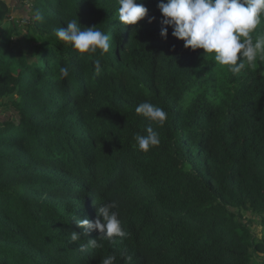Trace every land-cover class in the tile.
Wrapping results in <instances>:
<instances>
[{"label": "trees", "instance_id": "16d2710c", "mask_svg": "<svg viewBox=\"0 0 264 264\" xmlns=\"http://www.w3.org/2000/svg\"><path fill=\"white\" fill-rule=\"evenodd\" d=\"M137 2L146 16L125 25L117 0H0V264H264L244 215L264 229V59L233 74L170 26L161 38L159 0ZM76 18L107 53L56 37ZM144 101L162 126L135 112ZM148 126L160 142L144 152ZM113 200L125 238L77 225Z\"/></svg>", "mask_w": 264, "mask_h": 264}, {"label": "clouds", "instance_id": "9594fccd", "mask_svg": "<svg viewBox=\"0 0 264 264\" xmlns=\"http://www.w3.org/2000/svg\"><path fill=\"white\" fill-rule=\"evenodd\" d=\"M117 3L118 20L125 25L137 24L148 11L137 0H117ZM157 7L162 14L161 38H167L168 28L165 26H170L171 35L182 40L185 48H199L204 53L213 54L214 60L233 74L245 68V61L253 65L258 56L264 59V36L254 39L252 35L264 17V0H159ZM34 19H42L38 11ZM153 19L148 17L149 22ZM66 23L67 27L55 30L59 40L69 43L80 53L95 54L99 50V55L103 56L109 51V36L100 29L95 26L82 27L77 18ZM93 64L99 72L100 59H95ZM59 72L60 78H65L69 75V68L61 67ZM135 112L161 126L167 119V113L161 107L148 101L139 103ZM146 133L135 136L139 150L144 152L160 142L159 134L153 127L148 126ZM117 207L114 200L103 203L98 207L94 220L84 218L76 220V223L81 228L97 230L101 238H125L127 232L114 211ZM79 238V233L71 232V241ZM80 247L83 251L85 246ZM87 247L97 248L100 245L96 238H90ZM101 264H116V257L107 255L102 258Z\"/></svg>", "mask_w": 264, "mask_h": 264}, {"label": "rangeland", "instance_id": "374dc122", "mask_svg": "<svg viewBox=\"0 0 264 264\" xmlns=\"http://www.w3.org/2000/svg\"><path fill=\"white\" fill-rule=\"evenodd\" d=\"M26 6V5H25ZM17 8L12 9L11 10V16L15 17L17 16V18H24L28 13V7H19L18 11H16ZM20 47V46H19ZM245 215V219L248 220V226L250 227L251 231H252V235L254 238L256 239H260L262 238L263 234H264V229L260 223V218L250 212H246L244 213ZM257 256H261V255H257ZM256 258H259L257 257Z\"/></svg>", "mask_w": 264, "mask_h": 264}]
</instances>
